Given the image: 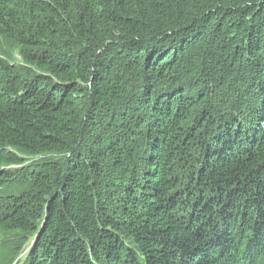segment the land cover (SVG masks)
Instances as JSON below:
<instances>
[{"label":"trees","instance_id":"1","mask_svg":"<svg viewBox=\"0 0 264 264\" xmlns=\"http://www.w3.org/2000/svg\"><path fill=\"white\" fill-rule=\"evenodd\" d=\"M0 235V264H264V0H0Z\"/></svg>","mask_w":264,"mask_h":264},{"label":"rangeland","instance_id":"2","mask_svg":"<svg viewBox=\"0 0 264 264\" xmlns=\"http://www.w3.org/2000/svg\"><path fill=\"white\" fill-rule=\"evenodd\" d=\"M195 184H193V187H196ZM10 238H12L11 235H0V240H4V239H7L8 240ZM17 238H18L19 241L27 240V243L26 244H28L30 240H31L30 243L33 241L32 236L25 235V234L17 235Z\"/></svg>","mask_w":264,"mask_h":264}]
</instances>
